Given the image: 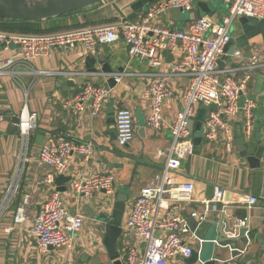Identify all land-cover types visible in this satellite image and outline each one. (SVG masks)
Listing matches in <instances>:
<instances>
[{
	"label": "crops",
	"instance_id": "obj_1",
	"mask_svg": "<svg viewBox=\"0 0 264 264\" xmlns=\"http://www.w3.org/2000/svg\"><path fill=\"white\" fill-rule=\"evenodd\" d=\"M33 1L39 3L41 0ZM137 1L107 0L60 21L64 26L90 27L107 25L124 17L132 23H138L147 6L135 13L131 6ZM208 1L216 3L217 9L213 15L202 17L220 24L228 13V0ZM196 4L194 10L198 11ZM186 15L172 9L161 16L157 23L163 27L186 30L195 22L190 21ZM46 25L43 23L41 27L46 28ZM252 51L258 52L259 61L264 64V39L260 35L248 41V45L241 49L239 58H231L225 62L224 69L235 70V78L241 79L244 76L241 68L248 63ZM11 54L15 55L14 49L5 52L0 48V60ZM171 54L173 62L164 57L161 71L167 72L170 64L180 59L179 51ZM88 56L82 46L74 49L55 48L33 63L35 70L51 72V76L36 77L33 80L27 70L16 66L18 79L10 76L0 78V205L4 203L7 188L14 183L18 185L17 192L12 195L10 204L0 218V264H113L103 244L104 225L100 217H110L116 196L124 193L128 200L122 221L127 219L140 191L152 183L165 164L166 152L171 142L168 124L183 107L188 79L169 78L172 97L163 107L165 125L155 134L146 123L150 106L147 90L152 80L149 74L158 71L149 68L145 62L130 59L122 41L101 47L93 57L99 56L100 60L108 64L111 73L122 74L120 83L110 88V78L100 75L103 74L101 65L95 62L94 72L86 68L85 59ZM66 72L99 75L71 78L63 75ZM86 81L112 89L108 102L94 118L89 112L72 116L62 105L64 100L79 93ZM247 95L255 104L253 132L249 142L243 140L241 124L236 122L231 153L223 150L220 141L207 143L199 136L201 142L199 146L193 145V155L179 162V171L172 183L191 182L194 187L193 202L180 206L178 214L181 217L189 219L192 211L202 212L204 202L212 200L218 188L226 190L227 200L232 202L247 196H264V67L251 74ZM24 105L27 111L35 112L38 119L37 128L28 140L26 161L20 163L22 141L16 118L20 116ZM119 106L129 109L133 116L134 137L124 148L117 146L115 141L114 117ZM191 138L193 142L192 135ZM59 139L90 144L94 148L93 156L87 161L82 156H73L63 175L69 177L70 182L65 183L62 186L64 191L59 192L69 213L81 215L84 222L69 248H49L46 252H40L32 236L33 221L53 188L57 191L59 187L55 183L53 188L43 183L45 176L52 174V171L38 163V153L49 141ZM259 147L263 148V154L258 167L254 168L243 155L247 151L248 156H252ZM106 174L113 175L115 179V191L112 195L99 191L87 198L74 193L72 185L75 182ZM25 197L30 203L28 220L17 226L13 223V214ZM210 208L207 221L195 232L193 252L200 255L204 240H207L211 244L209 255L215 264H228L232 261L237 264H264V220L259 205L249 212L241 204L230 208L229 212L234 218H244L249 214V227L240 236L239 230H232L223 222V233L229 239L222 242H218L215 234L221 215L213 211L214 205ZM123 245L124 239H119L117 251L120 260L124 256ZM208 258L207 253L204 259H200ZM185 260L177 257L170 264H186Z\"/></svg>",
	"mask_w": 264,
	"mask_h": 264
},
{
	"label": "built area",
	"instance_id": "obj_2",
	"mask_svg": "<svg viewBox=\"0 0 264 264\" xmlns=\"http://www.w3.org/2000/svg\"><path fill=\"white\" fill-rule=\"evenodd\" d=\"M208 0H154L147 5L143 17L138 23H132L124 17L107 25L84 27L80 29L52 34H17L0 31V48L12 54L0 60V78L18 79L15 67L27 70L33 80L36 77L51 76V72L37 71L33 63L47 56L55 48L74 49L82 46L86 55L93 56L101 47L122 41L130 59L145 62L157 73L147 90L150 101L147 117L148 128L158 134L165 121L163 107L172 97L168 80L170 77H185L188 87L182 109L174 115L168 124L171 142L166 152L165 164L149 186L144 187L134 200L127 219L122 221L120 239H124L122 264H170L177 257L187 259L192 255V243L196 240V230L204 224L214 205V212L223 218V222L232 230L248 229L249 214L244 218H234L229 209L235 205H244L249 212L259 205L264 220V196H247L234 202L227 200L226 190L218 188L212 200L204 202L202 212L192 211L189 218L197 226L191 232L187 219L178 212L183 204L193 202L194 187L191 182L172 183L179 171V162L193 155L194 147L188 122L194 120L200 105L212 106L202 122V138L207 143L221 142L226 153H231L234 142L235 123L241 124V136L249 142L253 132L255 104L247 95V86L254 70L264 67L256 51L250 53L248 63L242 66L244 76L236 79L235 70H220L217 63L223 56V50L230 40L229 27L240 17L264 20V0H228V13L215 24L207 17L193 22L186 30L163 27L158 19L169 10H179L183 14L192 12L197 2ZM164 51H179L180 59L170 64L167 72L161 71L164 65ZM65 77H83L99 75L92 73L66 72ZM120 83L122 74H100ZM112 89L85 82L79 93L63 101V108L72 116L89 112L97 117L110 98ZM25 93V98H26ZM38 116L27 111L24 105L19 116V134L22 141L20 163L26 161L28 140L37 128ZM115 141L117 146L127 147L133 140V116L129 109L118 110L114 117ZM94 153L90 144L76 143L68 139L51 140L42 146L38 153V163L52 171L43 179V183L53 188L54 178L64 175L73 156H82L89 160ZM74 193L90 198L93 193L103 191L112 195L115 191V179L111 174L92 176L79 180L72 185ZM18 185L11 184L0 205V218L17 192ZM30 203L25 197L13 214L14 225H22L28 220ZM84 217L71 215L65 208L59 192L53 191L40 206L33 221L32 236L37 249L46 252L49 248L63 249L72 245L73 238L83 227ZM142 246V248H140ZM228 264H237L229 262Z\"/></svg>",
	"mask_w": 264,
	"mask_h": 264
},
{
	"label": "water",
	"instance_id": "obj_3",
	"mask_svg": "<svg viewBox=\"0 0 264 264\" xmlns=\"http://www.w3.org/2000/svg\"><path fill=\"white\" fill-rule=\"evenodd\" d=\"M104 1L107 0H41L39 3H34L33 0H0V20L36 22L47 21L62 15L89 9ZM153 1L154 0H138L131 6V9L137 13ZM196 6L198 7V11L193 10L186 15L190 21H196L203 15H213L217 9V4L211 3V1L198 2ZM229 35L230 40L224 47L223 56L217 63L220 70L224 69L225 62L230 61L231 58H239L241 56V49L248 45V41L250 39L258 35L264 39V20L259 21L255 18L240 17L229 27ZM163 56L167 58L168 61L173 62V57L170 51H164ZM95 62L102 66L101 71L103 74L111 73V69L108 64L100 60L99 56L93 57L89 55L85 59L86 68L89 69V71L94 72L95 70L93 66ZM108 85L110 88L115 86L113 79L110 78L108 80ZM119 107V110L123 109L122 106ZM211 109L212 106L200 105L195 119L188 122V130L193 136V145L195 147L199 146L201 142V138L197 135V133L201 131V125L204 121L205 115ZM19 121V117L16 118L17 124H19ZM262 154L263 148L259 147L254 155L248 156L247 151H245L243 156L247 158V162L252 167L257 168L259 160L262 158ZM67 182H70L69 177H65L63 175L55 177L54 183L57 187H59L57 192L64 191L62 186ZM127 200L128 197L126 194L118 193L110 217L106 215L100 217V220L104 225L103 244L107 250L109 258L113 261V264H122L117 251V242L121 236V224ZM186 222L190 231L193 232L197 226L194 219L189 218ZM201 227H199L198 230H200ZM223 229V218L220 217L219 223L216 225L215 232L218 237V242L229 239L226 238L223 233ZM244 232L245 229H240V236H243ZM211 259L210 255L207 260H201L200 255L193 252L192 255L185 260V262L186 264H215V261Z\"/></svg>",
	"mask_w": 264,
	"mask_h": 264
},
{
	"label": "trees",
	"instance_id": "obj_4",
	"mask_svg": "<svg viewBox=\"0 0 264 264\" xmlns=\"http://www.w3.org/2000/svg\"><path fill=\"white\" fill-rule=\"evenodd\" d=\"M79 11L62 15L60 17L48 20L46 22H36V21H10V20H0V31L5 33H17V34H52L63 31H70L75 29H80L84 27L79 26H64L61 24L63 18L67 16H72ZM47 24L42 28L41 24Z\"/></svg>",
	"mask_w": 264,
	"mask_h": 264
},
{
	"label": "rangeland",
	"instance_id": "obj_5",
	"mask_svg": "<svg viewBox=\"0 0 264 264\" xmlns=\"http://www.w3.org/2000/svg\"><path fill=\"white\" fill-rule=\"evenodd\" d=\"M178 11V10H177ZM163 112V110H162ZM202 132L203 130H201L200 132L197 133L198 136H202ZM209 241L207 240H204V244L201 248V252H200V258L201 259H204L206 256H207V253H208V257H210V252H211V244L208 243Z\"/></svg>",
	"mask_w": 264,
	"mask_h": 264
}]
</instances>
